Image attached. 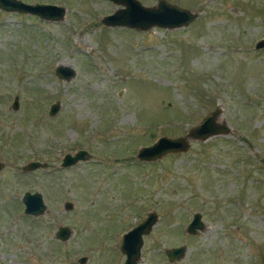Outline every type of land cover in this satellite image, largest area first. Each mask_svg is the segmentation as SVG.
<instances>
[{"label":"rangeland","instance_id":"374dc122","mask_svg":"<svg viewBox=\"0 0 264 264\" xmlns=\"http://www.w3.org/2000/svg\"><path fill=\"white\" fill-rule=\"evenodd\" d=\"M22 1L66 13L0 9V264H121L122 234L150 211L138 264H264V0H167L196 17L146 30L105 25L122 6L112 0ZM57 65L74 76L58 77ZM216 109L228 133L136 157ZM78 149L92 158L61 167ZM30 160L46 166L22 171ZM25 191L43 193L45 214L23 212ZM197 211L204 227L190 235ZM60 225L73 229L65 241L54 237Z\"/></svg>","mask_w":264,"mask_h":264},{"label":"water","instance_id":"95a60500","mask_svg":"<svg viewBox=\"0 0 264 264\" xmlns=\"http://www.w3.org/2000/svg\"><path fill=\"white\" fill-rule=\"evenodd\" d=\"M116 4L122 6L114 10L112 13L102 16L101 21L108 26H126L139 30H146L152 26H162L175 28L187 25L197 15L187 8L168 2L167 0H158L156 5L145 6L139 0H112ZM0 9L7 11H18L36 15L45 20L59 21L62 20L66 13V8L62 5L51 3H27L22 0H0ZM264 41L261 39L257 47L263 46ZM55 73L58 77L69 80L75 74L71 67L65 65H57ZM12 107H18V98L14 97ZM59 109L58 102L50 105L48 114L54 115ZM219 110H213L206 114L201 121L195 125L187 136L172 137L167 135L159 136L155 141L146 146H141L136 157L142 161H153L168 154L180 151H186L189 143L187 137L205 140L212 135L226 134L229 131L226 123H218L216 118ZM92 158V154L86 149H78L73 153L67 152L63 155L60 166L71 167L79 161H88ZM4 163L0 160V169ZM45 162L39 160H30L22 166V171H32L36 168H43ZM24 205L23 212L26 215L39 217L47 212L48 206L44 200L43 193L40 191H25L21 196ZM72 201H66L65 209L73 208ZM157 213L150 211L135 226L122 234L120 250L125 254V259L121 264H138L141 254V246L143 244V235L148 234L152 226L157 222ZM200 212H195L192 219L186 226V231L190 235H194L198 230L204 227ZM73 233V229L69 225H60L54 232L55 239L59 241L67 240ZM185 247L183 245L166 249L165 255L167 260L172 262L180 259L184 255ZM85 256L79 257V263H84Z\"/></svg>","mask_w":264,"mask_h":264},{"label":"flooded vegetation","instance_id":"af4514ba","mask_svg":"<svg viewBox=\"0 0 264 264\" xmlns=\"http://www.w3.org/2000/svg\"><path fill=\"white\" fill-rule=\"evenodd\" d=\"M44 168V167H43Z\"/></svg>","mask_w":264,"mask_h":264}]
</instances>
